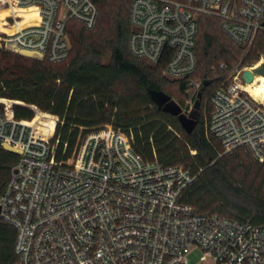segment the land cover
Masks as SVG:
<instances>
[{"label": "built area", "instance_id": "1", "mask_svg": "<svg viewBox=\"0 0 264 264\" xmlns=\"http://www.w3.org/2000/svg\"><path fill=\"white\" fill-rule=\"evenodd\" d=\"M0 3L11 17L2 21L9 27L0 31V47L53 63L69 56L68 20L92 29L99 17L96 0ZM203 15L218 18L241 46L264 32V0H132L129 49L160 66L166 78L198 89L207 79L192 78ZM262 63L264 55L251 66L238 65L228 79L218 76L206 133L219 141V156L245 149L264 163V101L243 78ZM17 102L0 98V147L20 150L0 196V220L17 229L13 264H188L193 248L210 264H264V224L205 212L184 200L198 179L191 169L144 159L114 127L89 133L76 158L60 161L53 141L59 117L46 125L47 113L29 104L36 116L18 119ZM194 107L190 101L184 110Z\"/></svg>", "mask_w": 264, "mask_h": 264}, {"label": "trees", "instance_id": "2", "mask_svg": "<svg viewBox=\"0 0 264 264\" xmlns=\"http://www.w3.org/2000/svg\"><path fill=\"white\" fill-rule=\"evenodd\" d=\"M96 2L99 17L94 28L68 20L66 30L72 44L64 61L23 58L0 47V97L35 104L59 117L53 141L58 140L55 154L60 161L76 158L89 133L114 127L131 138L133 148L144 159L179 165L198 174L197 181L184 192L186 202L205 212L264 224V163L243 160L240 149L219 156V141L206 133L210 101L206 117L201 112L203 91L216 82L215 75L233 67L230 59H242L244 65H250L264 54V32L245 47L222 30L218 18L201 17L196 47L198 66L192 78L204 68L202 76L209 81L202 87L200 107L186 112L184 104L177 103L166 90L167 85L176 84L178 90L185 91L186 80L169 81L160 66L147 63L129 49L132 0ZM212 18L219 20L228 40L204 29L200 46L201 25L211 27ZM10 19L7 6L0 3V21ZM2 23L0 30L8 31V23ZM74 24L79 26L74 28ZM215 59L222 60L213 65ZM221 63L227 65L225 71L220 69ZM159 90L170 95V102L177 104L181 112L170 104L160 107L153 98V91ZM14 112L18 119L35 117V111L24 104H15ZM42 120L51 125L55 117L45 114ZM18 159V153L0 147V196ZM16 238V227L0 220V264L17 260Z\"/></svg>", "mask_w": 264, "mask_h": 264}, {"label": "rangeland", "instance_id": "3", "mask_svg": "<svg viewBox=\"0 0 264 264\" xmlns=\"http://www.w3.org/2000/svg\"><path fill=\"white\" fill-rule=\"evenodd\" d=\"M212 21H213V25H211V27H209V28H207V27H205V25H204V23L201 25V29H200V35H199V38H200V46H201V44H202V42H203V38H202V33H203V31H204V29L205 30H207L209 33H211V34H217V35H219V36H221L222 37V39L223 40H228V38L224 35V33L222 32V30L220 29V24H219V20L218 19H213L212 18ZM1 24H3L2 23V21H0V25ZM79 25L78 24H74V28L76 27H78ZM1 31V30H0ZM71 40V39H70ZM71 42V44H72V41H70ZM200 46H199V53L201 54V52H200V50H202V49H200ZM246 47V46H245ZM6 50H9V51H11V52H13L14 54H17V55H19V56H22L23 58H31V59H37V58H35V57H28V56H25V55H23L22 53H20V52H18V50L15 48V47H12V46H8L7 48H5ZM247 49V48H246ZM262 55H264V54H262ZM261 55V56H262ZM260 56V57H261ZM260 59V58H259ZM220 60H222V59H215L213 62H214V64L213 65H216ZM231 60V63H232V66L233 67H230L229 66V69H227L225 72H222V73H220L219 75H217L216 77H215V83H211V84H208V81L209 80H206V82H207V84H208V88L205 90V91H203V96H202V98H201V112H202V114L203 115H205V117H206V115L208 114V110H209V97H210V94L212 93V91L220 84L219 82H220V79H218V76H222V78L223 79H228V78H230V76H231V74H232V72H233V70L238 66V65H242V66H251V65H253V64H256L257 62H255V63H253V64H250L249 65V63H247L246 65H244V63L242 62V59H240L238 62H234V60H232V59H230ZM229 60V61H230ZM204 71V68L203 69H199V71L196 73V75H194V77H193V79H194V81H200V79H202L203 78V76H202V72ZM214 77V75L213 76H211V78H213ZM169 81H171V82H176V81H180V80H174V79H169V78H167ZM207 84H205V85H207ZM202 85V84H201ZM205 85H204V87H205ZM202 87L203 86H201V87H199L198 89L197 88H195V87H191V88H188L187 90H185V91H180V90H178V87H177V85L176 84H169V85H167L166 86V90H168L170 93H171V95L173 96V99L177 102V103H183L184 105H183V108H185V106H186V104L188 103V102H190V101H193V103H194V105H195V103H196V100L194 99V96L195 95H197L198 94V92L200 91V90H202ZM0 98H5V99H11V98H8V97H0ZM13 100H16V99H13ZM16 101H19V102H17L16 104H24V105H28L29 106V104H27V103H25L24 101H21V100H16ZM43 111V110H42ZM43 112H45V113H47V114H50V115H52V116H57V115H54V114H52V113H49V112H46V111H43ZM36 116V115H35ZM58 117V116H57ZM104 129H106V128H104ZM100 130H103V129H100ZM97 132V131H96ZM93 133V132H92ZM195 152V151H194ZM239 153H240V155H241V157H242V159L243 160H245V158H246V160H250V161H256L251 155H250V153H247L244 149H240V151H239ZM244 157V158H243ZM203 255V252L199 249V248H193L191 251H190V253L188 254V264H210L209 263V261H207V260H203L202 258H201V256Z\"/></svg>", "mask_w": 264, "mask_h": 264}, {"label": "water", "instance_id": "4", "mask_svg": "<svg viewBox=\"0 0 264 264\" xmlns=\"http://www.w3.org/2000/svg\"><path fill=\"white\" fill-rule=\"evenodd\" d=\"M22 54L25 56H28V57H32L31 52L24 51V52H22ZM255 74L264 75V63H262L261 65H259L258 67L254 68V69H246L243 73V78L246 82L249 83V82H252L254 80ZM201 96H202V91L200 90L197 94V100L195 103V108L200 107L199 99L201 98ZM153 98L160 107H162L163 105H166V104H170L173 108H175V110L177 112H181V108H179L177 104L170 102L172 100V98L166 92L160 91V90L159 91H153ZM5 149L12 151V152H15V153L20 152L19 149L12 147L11 145H7V144L5 145ZM0 212H1V205H0Z\"/></svg>", "mask_w": 264, "mask_h": 264}, {"label": "bare ground", "instance_id": "5", "mask_svg": "<svg viewBox=\"0 0 264 264\" xmlns=\"http://www.w3.org/2000/svg\"><path fill=\"white\" fill-rule=\"evenodd\" d=\"M251 93L261 101H264V75L258 74L254 81L247 85Z\"/></svg>", "mask_w": 264, "mask_h": 264}]
</instances>
